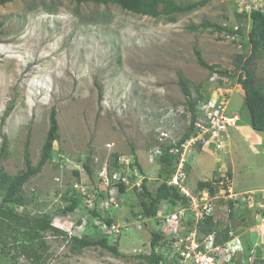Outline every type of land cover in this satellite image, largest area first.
<instances>
[{"label": "rangeland", "instance_id": "1", "mask_svg": "<svg viewBox=\"0 0 264 264\" xmlns=\"http://www.w3.org/2000/svg\"><path fill=\"white\" fill-rule=\"evenodd\" d=\"M200 1L175 0L179 5ZM246 1L209 0L202 7L156 18L134 14L113 1L14 0L0 6V22L4 23L0 29V169L10 175L22 173L26 150L35 167L53 108L59 123V138L48 163L23 187L26 205L14 208L20 222L46 219L64 236L104 239L118 251L117 255L94 244L73 254L63 234L47 233L45 264H150L145 256L152 252L153 232L162 233L168 241L177 233L186 236L191 218L186 217L177 227L148 219L131 188L127 200L112 208L115 186L107 188L100 183L104 172L110 173L114 183L121 167L137 160L147 187L154 191L160 186V174L166 173L159 156L151 155L159 147L178 143L191 126L188 100L178 84L180 77L187 81L191 99L198 100L201 95V101L218 100L227 104L226 117L239 116L223 150H218L216 143L190 148L189 188L207 193L197 190L199 182L225 173L232 175L236 192L264 188V132L239 127L250 123L245 92L234 70L237 54L251 55V19L243 17L249 13L242 6ZM249 2L264 11V0ZM205 21L226 26L229 33L205 26ZM192 26L199 28L192 30ZM195 50L214 70L200 66ZM253 67L264 83V51ZM220 71L231 76L223 77ZM4 143L7 151L2 155ZM85 164H89L91 175ZM77 182L91 198L96 192L97 201L104 204L98 209L100 217L92 213L87 199L74 212L65 210L70 202L64 196L73 195ZM3 196L0 190V204ZM258 198L264 202L263 197ZM214 202L213 218L220 228L229 227L243 239L244 252H239L232 264H249V246L264 239V220L259 223L256 217L264 216V203L259 208L250 200L230 208L221 200ZM106 218L115 222L112 229H108ZM0 219L4 229L0 231V264H35L19 252L22 239L15 242L12 236L18 222ZM255 222L257 236L251 231ZM24 231L22 228L21 233ZM206 236L199 232V239ZM262 247L257 245V249ZM156 253L162 258L160 264H181L169 243L160 244ZM256 262L263 263L259 256Z\"/></svg>", "mask_w": 264, "mask_h": 264}, {"label": "trees", "instance_id": "2", "mask_svg": "<svg viewBox=\"0 0 264 264\" xmlns=\"http://www.w3.org/2000/svg\"><path fill=\"white\" fill-rule=\"evenodd\" d=\"M14 0H0V6H4L7 3L13 2ZM79 3L92 1L94 3H104L108 4L110 1L117 3L124 10L132 12L141 16L149 17H159L164 14L165 16H171L175 13H183L195 9L197 7H202L207 4L209 0H202L197 3H191L187 5H179L175 0H76ZM240 18L242 17L239 15ZM249 17L251 19V31L249 33V39L251 43V55L246 57L242 54H237L236 61L234 62L235 75L237 76V83L242 86L245 92V103L246 108L250 115V125L253 130L258 132H264V83H261L256 75V71L253 67V62L259 57L261 52L264 51V11L255 10L251 14L244 13L243 17ZM205 26L215 27L221 29L224 33H229L226 26H219L210 21H205ZM203 23V26H204ZM4 26L3 22H0V29ZM192 30H198L199 27L192 26ZM236 33L241 32L240 29L236 30ZM195 54L200 66L206 69L214 70V65H209L203 58L202 53L199 50H195ZM218 72V71H217ZM223 77H230L228 71L219 72ZM179 86L188 100L187 104L190 112L192 113L191 126L187 133L184 134L183 138L178 143H171L166 147H160L163 154L158 158L162 164L163 170L166 174H160L161 184L156 190H150L147 187L146 179L143 181L142 189L139 190L138 187H132L136 193L137 197L141 201V206L143 209V214L148 219H156L160 212L161 206L168 201L170 203L168 213L173 212L177 201L183 200V203H187L186 199L182 198L178 190L172 186H169L167 182L171 176L176 172L178 157L176 155L170 154L169 150L174 147H179L182 143L188 140L194 132V123L197 118L196 110L198 101L202 100L203 97L200 95L199 99H191V89L186 80L180 77ZM199 87H197V91ZM59 138V123L57 120V111L55 108L51 110L50 115V129L46 137L45 143L41 150L40 161L34 167L32 166L29 154L26 150L25 153V170L17 175H10L3 169H0V190L4 192L3 203L0 204V217L4 219H9L11 221H17V228L12 229V236L15 242H22L18 245L19 252L25 255L32 263L35 264H45L44 253L49 249L47 243L45 242V234L51 233L54 236L63 234V232L54 227L49 220L38 219L32 222L27 221L25 223L20 222V215L15 211V206H25L26 205V195L23 191L24 185L34 176L40 174L44 169V166L48 163L51 153L53 151L54 143ZM7 151V145L4 143L2 146L1 153L4 155ZM117 167V163L115 164ZM132 167H137L141 172V167L137 160L131 161ZM87 172L91 175L92 171L89 164H85ZM187 169V167H186ZM76 176H79V172L75 171ZM229 176L231 174L229 173ZM134 181V179H133ZM198 191L202 189L209 188L211 193H214V188L210 182H199ZM120 194L127 200V188L124 184L119 185ZM65 200L70 203L65 207V210L74 212L80 206V203L84 202V196L79 189L73 187V195H65ZM230 208L233 207V203H228ZM92 213L96 217H100L98 206L94 205L90 207ZM264 214V211H263ZM106 224L108 229L115 223L113 219L106 218ZM0 231L4 232L3 229V219H0ZM189 226L192 228L193 222L190 221ZM10 226V225H9ZM25 228V231L21 233V229ZM199 232L206 236L210 233L216 232L219 234L218 243L224 244L230 239V228H220V224L213 219V217H208L203 223L198 225ZM22 235V236H21ZM64 239H69L70 251L73 254L81 252L84 248L89 247L94 244H99L103 248L111 250L114 254L118 255L116 247L110 246L107 241L101 239L100 241H91L84 237L77 236H64ZM169 243L168 239L160 232H153L151 247L152 252L150 256H145V258L150 262V264H160L162 258L157 255L156 249L158 246H166ZM251 256V251L247 255L248 260ZM257 258V256H256ZM255 258V263L256 262ZM246 260V262H247ZM238 264V263H237Z\"/></svg>", "mask_w": 264, "mask_h": 264}, {"label": "built area", "instance_id": "3", "mask_svg": "<svg viewBox=\"0 0 264 264\" xmlns=\"http://www.w3.org/2000/svg\"><path fill=\"white\" fill-rule=\"evenodd\" d=\"M246 2L247 3L242 6H244L245 12H249L248 14H251L252 11L259 10L253 7L249 0ZM227 37L230 36L227 34ZM198 104L196 110L197 119L194 123V134L179 147H174L169 150L170 154L178 157V161L176 172L171 176L167 184L176 188L181 197L187 200V203H183V200L177 201L173 212L168 213L170 203L166 201L163 204L164 210L159 212L161 214H158L156 219L159 224H164L165 222V225L170 227L173 225H175V227L182 225L188 216L193 220L195 227L191 231L188 229L189 231L187 230L185 232V238L177 233L171 241L169 240L170 247L177 250L178 253H175V256L181 264H232V261L237 258L239 252L242 251V241L240 238L235 236L233 232H229L231 237L230 240L224 244H219L217 233L213 232L200 240L198 237V225L203 223L208 217L213 216L215 209L214 201L221 200L233 202L234 205H236L239 202L253 201V197L252 195L246 196L245 194L237 193L235 191L233 178L228 174H219V177L211 181V185L214 188L213 194L210 189L207 190V193L200 191L196 193L187 185L188 175L186 164L188 163L187 154L194 146H200L203 149L211 143H216V148L218 150H223L225 144L229 142L230 129L237 125L239 116L226 117L225 110L227 109V104H223L218 100H199ZM200 117H203V119L199 120ZM174 143L176 144V142ZM162 154L163 151L159 147L152 157H160ZM126 171H128V173ZM104 173L101 175L100 183L106 185L107 188L115 186L114 189L116 192L114 193V197H111L110 202L112 208H119L126 200L125 197L120 194V184H124L129 188L132 186L138 187L139 190L142 189L144 177L140 174L137 167L131 166V161H127L125 167H121L120 172L117 173V181L114 183H112L110 175H104ZM79 184L80 183L77 182L75 187L82 192L84 200H88L89 207L97 205L98 209H102L103 207L100 205L103 206L104 204H101V201H97L96 192L94 193L95 197L91 198L87 192H84V190L79 187ZM113 226L115 225L113 224L111 229ZM255 258V251H252L251 257L249 258L250 264H254Z\"/></svg>", "mask_w": 264, "mask_h": 264}, {"label": "crops", "instance_id": "4", "mask_svg": "<svg viewBox=\"0 0 264 264\" xmlns=\"http://www.w3.org/2000/svg\"><path fill=\"white\" fill-rule=\"evenodd\" d=\"M240 125V124H239ZM249 126H251L250 125V123H249V125H245V126H242V125H240L239 127L241 128V127H243V128H245V130L247 131L248 129H250V128H252V127H250L249 128ZM256 133H262V132H258V131H255ZM236 191V190H235ZM237 193H240V194H245L246 196H250V195H252V197H253V201L252 202H254V203H256V204H258V206H259V208H263V203L264 202H261L260 200H259V196H261V198L263 197L264 198V188L263 189H257V190H245V191H243V192H237ZM258 201H260V202H258ZM259 210L260 209H258V212H259ZM263 211H264V209H263ZM262 211V212H263ZM261 212V213H262ZM258 216V218H260L259 219V223H260V220H264V216H262V215H259V214H257L256 215V217ZM257 218V219H258ZM258 222L256 223L255 222V224H254V226H252L251 227V231L252 232H254L253 234H255L256 233V236L258 235ZM252 234V235H253ZM240 239H241V237H240ZM242 241H243V239H242ZM257 242L255 243V240L253 241V246H254V248H255V250H256V256H259V260H261V261H263V263L262 264H264V250H262V249H264V239H261V238H258L257 240H256ZM259 242V243H258ZM244 243V242H243ZM260 243H261V245L263 246L262 248H260V249H257V245H260ZM252 245L251 246H249V247H251V250L253 249V247H252ZM259 250V251H258Z\"/></svg>", "mask_w": 264, "mask_h": 264}, {"label": "clouds", "instance_id": "5", "mask_svg": "<svg viewBox=\"0 0 264 264\" xmlns=\"http://www.w3.org/2000/svg\"><path fill=\"white\" fill-rule=\"evenodd\" d=\"M231 129H233V128H231ZM230 129V130H231ZM200 147V146H199ZM154 153V152H153ZM153 155V154H152ZM151 155V156H152ZM188 164V163H187ZM187 164H186V167H187ZM186 171H187V169H186ZM109 175H110V173H108ZM225 174H228L229 175V173H225ZM143 176V175H142ZM111 177V176H110ZM144 177V176H143ZM231 177H232V175H231ZM233 178V177H232ZM144 180H145V177H144ZM212 181V180H211ZM211 181H205V182H210L211 183ZM127 188V190H129L130 188L129 187H126ZM209 188H206V189H202V190H208ZM223 202H225V201H223ZM226 203V207L227 206H229V204L228 203H230V202H225ZM231 203H233V202H231ZM233 206H234V203H233ZM230 207V206H229ZM189 218H190V216H188ZM213 217V216H212ZM214 219V218H213ZM191 221L193 222V220L191 219ZM195 226H194V222H193V227L192 228H189V230L191 231L193 228H194ZM188 230V231H189ZM198 233H199V229H198ZM231 238V237H230ZM200 240H202V239H200ZM230 240V239H229ZM228 240V241H229ZM252 251H255V255H256V250H255V248H253L252 250H251V253H252ZM244 252V247H243V245H242V251L240 252V253H243ZM249 257H251V256H249ZM249 260V259H248ZM247 260V261H248ZM255 263V262H254ZM249 264H250V261H249Z\"/></svg>", "mask_w": 264, "mask_h": 264}]
</instances>
